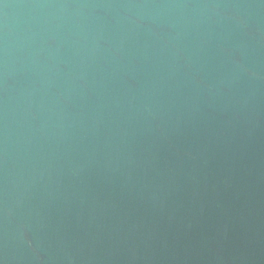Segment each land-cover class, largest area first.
I'll use <instances>...</instances> for the list:
<instances>
[{
	"label": "water",
	"instance_id": "water-1",
	"mask_svg": "<svg viewBox=\"0 0 264 264\" xmlns=\"http://www.w3.org/2000/svg\"><path fill=\"white\" fill-rule=\"evenodd\" d=\"M0 264H264V0H0Z\"/></svg>",
	"mask_w": 264,
	"mask_h": 264
}]
</instances>
